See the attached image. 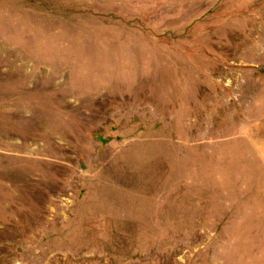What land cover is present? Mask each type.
Returning <instances> with one entry per match:
<instances>
[{
    "label": "rangeland",
    "instance_id": "obj_1",
    "mask_svg": "<svg viewBox=\"0 0 264 264\" xmlns=\"http://www.w3.org/2000/svg\"><path fill=\"white\" fill-rule=\"evenodd\" d=\"M0 264H264V0H0Z\"/></svg>",
    "mask_w": 264,
    "mask_h": 264
}]
</instances>
